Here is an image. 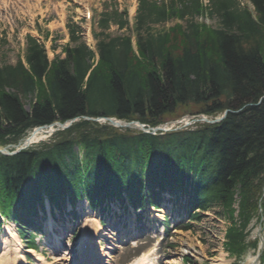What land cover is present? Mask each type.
<instances>
[{
	"label": "trees",
	"instance_id": "16d2710c",
	"mask_svg": "<svg viewBox=\"0 0 264 264\" xmlns=\"http://www.w3.org/2000/svg\"><path fill=\"white\" fill-rule=\"evenodd\" d=\"M248 1L251 10L240 0H209L207 7L200 0H138L131 35L103 33L111 23L128 28L125 13L113 7L97 21L94 51L69 25L73 47L62 59L49 60L28 35L23 56L0 64V146L34 127L82 116L114 115L155 127L182 106L199 107L205 116L231 110L216 124L155 135L83 120L59 131L65 138L49 146L0 154V214L15 221L27 246L34 247L28 226L43 212L44 199L61 210L85 197L101 209L123 203L125 195L143 208L157 207L161 193L184 192L191 220L217 207L233 222L238 190L241 224L230 223L227 246L236 256L244 246L255 248V240L243 244L248 224L264 219L257 212L264 182V0ZM204 10L215 28L195 22ZM173 20L181 23L165 30ZM176 36L179 51L172 50Z\"/></svg>",
	"mask_w": 264,
	"mask_h": 264
},
{
	"label": "rangeland",
	"instance_id": "374dc122",
	"mask_svg": "<svg viewBox=\"0 0 264 264\" xmlns=\"http://www.w3.org/2000/svg\"><path fill=\"white\" fill-rule=\"evenodd\" d=\"M4 1H6L8 5L6 8L3 6L2 1L0 3V64H14L18 58L23 56L25 38L28 35L32 37H39L44 41V47L49 60L54 57L62 59L64 57L65 49L73 47V44L70 43L69 33L66 28L67 23H74V26L78 28L82 41L94 51L96 42L92 33H99L100 31L97 26V21L100 19L102 13L110 11L111 8L115 7V5L119 11H124L126 13V18L124 19H126L128 28L120 30L111 23L108 29L103 33L110 36L131 35L133 17L136 15L135 9L137 4V0ZM240 1L242 4L248 5V0ZM11 2H14V5L11 4ZM26 3H30L31 7L27 8ZM208 4L209 0H202L203 6L207 7ZM205 13H208V11L204 10L202 16H194L195 22L197 24H204L207 27L215 28V26H217L216 19L214 16L210 18ZM177 23L181 22L178 20L170 21L166 23L163 28L166 30L167 27H173ZM54 24L56 26H53ZM157 27L158 29L162 28V26ZM172 41L176 42V45L174 44L172 50L179 51L182 46L180 37L176 36V39L172 38ZM24 106L27 110L29 105L25 102ZM199 109V107L191 105L178 107L172 115H165L163 117L161 125L173 130L178 128L188 129L193 125L202 124V118L215 119L220 115L205 116L199 114ZM83 120L89 122V125L98 126V128L103 126L100 123H95L89 118H81L76 120L74 123ZM191 120L197 121L191 123ZM184 123L191 124L184 127ZM98 128L92 127L93 130ZM59 131H62V129L58 130L54 134H52V132L49 133L51 136L47 134L44 138L32 143L30 147L32 149H40L46 145L54 143V141L61 140L62 138L64 139L65 137L56 136ZM30 133L31 131L26 133L25 137H27ZM70 137H76V133H71ZM14 145H3L0 146V149L7 146L9 151H13L14 148H16L12 147ZM30 147L27 149H30ZM73 149L74 153L77 155H79L82 151L78 144H76ZM80 160L82 161V157H80ZM237 194L238 190H235L233 202L231 204V209H233V218L235 219L233 222L236 223L235 225H238L236 218H238L239 215L236 214V212L239 211L240 202V197ZM260 194L261 195L257 203V212L261 217L264 215V182ZM221 210V208L214 207L213 209H210L209 212H202L198 217V221L191 223V227L188 231L170 230L168 234L162 233L161 225L159 224V220L163 218L165 212H156L148 209L144 213L143 218L145 224L141 229H138L135 232H130V230H132L129 226L130 222H127L125 227L121 226V224L113 222V224H110L113 229H111V227H109L110 229H103V232L100 231L102 236H98L97 234L95 241L99 242L101 245V251L106 259V264H128L133 260L134 255L139 252L146 251H149L152 254L151 257L153 262L157 264H211L212 260H214L224 250L226 251V253H223L227 264H264V257H261V261L258 262L259 253L261 250L264 251V219L262 217V219H259L262 222V226L260 223H256L255 220H252L247 227L248 230L250 229V238L252 241H256L255 248L249 251V248H245L244 246V251L240 255H235V257L233 256L230 258L232 255L227 254V252H230V248L227 246L226 242H223V234L226 228L228 229L230 226V223L233 222H230V220H228L229 218L224 217L225 213ZM220 212L223 214L221 213V215H218L217 213ZM84 218L85 216L81 217L79 221L80 223L78 225H73L72 228H70L68 224L64 225V230L68 231L69 229H72V233L65 235L67 240L63 242L67 248H62L60 253L53 254L50 245L45 244L46 241L44 239H41L40 241L39 236L37 235L36 244L38 246V251L47 256V258L51 261H53L54 258L59 257L58 255H62L60 257L68 256V261L75 260L77 255L74 251L75 246L68 243V240H73L76 230H82ZM129 218V221L133 220L132 217ZM181 218L184 220L181 221ZM181 218L180 216L178 217L174 214L171 217V221L174 222L176 220L174 224L178 223L181 225L187 223L186 218ZM133 222V227L138 225L135 221ZM252 224L254 227L249 228ZM149 227H151L150 230L147 229ZM6 228H10L15 232L14 226L10 220L1 219L0 241L4 238ZM65 233L67 232L65 231ZM13 242V240L9 241L10 248H13ZM20 244V249L22 255L25 256L26 264H36V253H28V250L24 248V243L21 242ZM56 262L57 264L64 263L62 260H57Z\"/></svg>",
	"mask_w": 264,
	"mask_h": 264
},
{
	"label": "bare ground",
	"instance_id": "6f19581e",
	"mask_svg": "<svg viewBox=\"0 0 264 264\" xmlns=\"http://www.w3.org/2000/svg\"><path fill=\"white\" fill-rule=\"evenodd\" d=\"M1 1H2L3 6L7 8L8 3L4 0H0V3H1ZM11 4L14 5V2H11ZM26 5H27V8L31 7L30 3H26ZM53 26H56V25L54 24ZM229 112H230V110H229ZM87 118L91 119L95 123H100L103 126H108L110 128H113L114 130H116L118 132H124V130H131V131H133V130L138 131L139 130V131H141V129H147L149 127L146 124L139 122L138 120H135V119L125 120V119L118 118L117 116H114V115H104V116L96 115V116H90ZM74 119L77 120V118H74ZM124 123H130L129 127L128 128L122 127V125H124ZM114 124H116V126ZM50 129L51 130L47 129L46 132L40 131V130H35L34 132L30 133L26 138L22 139V141L20 142V146L21 147L24 145L29 146L32 143L36 142L37 140L44 138L45 136H47V134L53 132L52 128H50ZM49 135L51 136V134H49ZM46 146H49V145H46ZM2 151L6 152V149H2ZM189 195H190L189 193L178 192V194H175L173 196L176 197V199L181 200V203L179 204V206L186 209L188 207L187 203L190 202ZM82 198H85V197H82ZM135 199L138 201L141 200V198L138 199L137 197H135ZM176 199L172 200V204H176ZM143 201H147L146 195H144ZM79 206H80L81 210L83 209V214L85 216V222H84L83 227H82V236H81V241L83 243H81L80 248L82 245H85V246L88 245V247H86L84 250L86 258L90 257V255H95V254L99 255L101 252L99 249V243L97 241L93 242V239H94V236L97 234H98V236H102L101 232H103V231L101 230L100 225L97 222V219L94 217L95 215L93 214L92 210L90 209L87 201L86 200L80 201ZM158 210L162 211L161 209H158ZM209 211L210 210L204 211L203 213L209 212ZM236 214H239V213L236 212ZM187 215L189 218L192 217V214H190V213H187ZM199 215H200V213H199ZM238 218H236V220L238 221L237 227H238V229H240V224H241L240 215L238 216ZM197 221H198V219L194 220V222H197ZM129 225H130V227H133V224L130 223ZM10 240L14 241L13 242L14 243L13 248L9 247V241ZM251 240L252 239L250 238V235H249L248 237H246L245 243L243 245L247 246ZM57 242H59V241L57 240ZM223 242H226V244L229 242L227 228L223 234ZM90 244L92 245L91 248L89 247ZM20 248H21L20 241L17 238L14 231L11 230L10 228H6L4 238H2V241H0V264H25V256L22 255ZM240 248H242V246H240ZM223 252L226 253L225 250ZM223 252H221L214 260H212L211 264H227V262L225 260V255ZM227 254H230V252L229 253L227 252ZM58 256L59 257L54 258L55 260H53V263L57 264V262H56L57 260H59V261L62 260V261H64V263H62V264H66L69 260L68 256H65V257H60L62 255H58ZM233 256L235 257V254L232 255L230 258H232ZM35 261L38 262V264H48V263H43L44 261H42V259L39 257V255H37ZM131 264H151L150 255L149 254H142L140 257H138Z\"/></svg>",
	"mask_w": 264,
	"mask_h": 264
},
{
	"label": "water",
	"instance_id": "95a60500",
	"mask_svg": "<svg viewBox=\"0 0 264 264\" xmlns=\"http://www.w3.org/2000/svg\"><path fill=\"white\" fill-rule=\"evenodd\" d=\"M228 112H229V110H225L224 113H223V115H222L221 117H219V118H216V119H213V120H208V119L202 118L201 121L206 122V123H215V122L220 121V120H221V119H222V118H223ZM74 120H75V119L69 121L68 124H66V125H62V124H60V123H56V126L59 127V128H67V127L70 125V123H72ZM129 124H130V123H124V125H122V127H126V128H128V127H129ZM114 125L116 126V124H114ZM130 127H131V126H130ZM43 128H44V126H43ZM40 129H42V128H39V129H36V130H40ZM141 130H144V129H141ZM157 130H160V128H154V129H152V132H155V131H157ZM25 146H27V145H24V147H25ZM20 149H22V147L19 148V149H17V150L14 151V152H11V153H9V152H7V151L4 152V151H2V150H0V152H1V153H4V154H13V153L18 152Z\"/></svg>",
	"mask_w": 264,
	"mask_h": 264
}]
</instances>
